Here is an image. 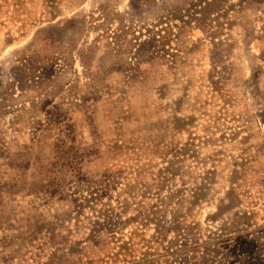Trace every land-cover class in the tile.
I'll list each match as a JSON object with an SVG mask.
<instances>
[{
	"label": "rangeland",
	"instance_id": "rangeland-1",
	"mask_svg": "<svg viewBox=\"0 0 264 264\" xmlns=\"http://www.w3.org/2000/svg\"><path fill=\"white\" fill-rule=\"evenodd\" d=\"M0 264H264V0H0Z\"/></svg>",
	"mask_w": 264,
	"mask_h": 264
}]
</instances>
